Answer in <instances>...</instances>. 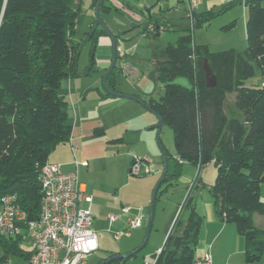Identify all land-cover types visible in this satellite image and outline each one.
<instances>
[{
    "label": "trees",
    "instance_id": "obj_1",
    "mask_svg": "<svg viewBox=\"0 0 264 264\" xmlns=\"http://www.w3.org/2000/svg\"><path fill=\"white\" fill-rule=\"evenodd\" d=\"M75 1L0 0V199L16 196L28 220L39 215L42 167L59 144L69 142L72 133L60 85L78 76L80 44L72 37L82 11ZM106 1L99 7L100 14L111 10ZM97 2L92 0L94 11ZM238 3L246 8L245 50L211 52L207 45H193L191 30H185L175 43L165 46L162 56H154L151 77L162 84L163 93L158 100L150 98L145 103L172 130L178 162L195 167L200 162L213 163L217 174L208 191L214 211L223 222L235 226L243 239L245 263L255 264L264 254V227L254 221L256 215L264 218L260 198L264 185V4L263 0ZM191 12L194 28L208 22L212 14ZM151 22L152 31L141 30L145 36L158 35L160 27L168 29L166 21ZM234 26L232 21L223 28ZM98 27L95 20L90 32L92 55L105 32ZM205 63L215 77L214 87L206 85ZM94 67L92 58L88 71ZM256 73L259 82L247 85ZM177 77L186 78L190 87L174 83ZM105 85L116 91L112 72ZM229 95L241 120L225 113ZM203 186L197 180L189 191L181 208V212L188 211V217L185 221L177 217L165 248L154 254L155 264H193L197 259L203 217L196 209L198 193L193 190ZM22 238H0V262L20 257L28 264L32 250L19 247Z\"/></svg>",
    "mask_w": 264,
    "mask_h": 264
},
{
    "label": "rangeland",
    "instance_id": "obj_2",
    "mask_svg": "<svg viewBox=\"0 0 264 264\" xmlns=\"http://www.w3.org/2000/svg\"><path fill=\"white\" fill-rule=\"evenodd\" d=\"M238 1L201 0V5L193 8L194 13L212 14L208 22L194 28L192 18L186 10L187 4L177 3L176 0H107L105 5H110L111 10L109 13L100 14L106 30L98 24V28L105 32L99 36L93 55L90 32L96 15L91 7L92 0L75 1V5L80 6L82 15L72 37L74 43L80 44L78 76L73 82L77 84L78 93H81L89 109L88 118L94 119V124H89L88 127L90 126L91 131L102 128L99 135L85 132L82 137L85 143L80 152L72 157V167L66 172L77 173L79 183L86 187V194L92 197V202L83 204V207L92 208V227L98 235L99 249L87 258L86 264H99L112 254L123 255L137 250L133 257L122 264H154V254H158L162 248L175 218L197 180L204 185L193 190L198 193L196 205L198 204L199 214L203 217L202 211L213 209V200L208 191V186L213 184L217 174L213 163L203 165L198 170V167L191 164L178 162L172 130L167 125L158 130L156 116L144 105L150 98L158 100L163 93L162 84L155 77H151L154 56H162L165 46L175 43L180 35L186 33L185 30H191L195 45H207L211 52L245 50L246 8ZM159 14H163L164 18H159ZM148 16L161 21L168 20V29L159 31V35L155 37L142 35L141 30L145 28ZM232 21L235 23L234 27L223 28ZM135 26L138 28L131 30ZM113 39L116 41V63L112 74L116 91L128 97L117 101L130 107L122 103L111 107L102 101L105 95L102 81L112 62ZM92 58L95 67L88 71ZM66 80L62 82L60 92L67 97ZM258 82L259 74L256 73L246 84ZM174 83L190 87V82L183 77H177ZM225 113L229 118L242 119L231 95L227 97ZM102 120L109 124L108 130L101 126ZM118 138H122V143ZM133 157L148 160L139 177L129 172ZM75 162L78 163L77 170ZM156 188L158 193L155 197L152 227L146 244L141 248ZM123 208L129 209L128 215L122 213ZM137 212L143 214L144 225L129 230L128 235L117 240L115 236L128 228L127 218L135 216ZM173 213L174 219L169 225L167 221ZM110 217L116 219L111 221ZM187 217L188 211L180 213V220L185 221ZM19 247L29 250L30 238L20 242ZM198 249L197 244L195 255ZM2 255L3 247L0 243V258ZM0 264L26 262L20 257H9Z\"/></svg>",
    "mask_w": 264,
    "mask_h": 264
},
{
    "label": "built area",
    "instance_id": "obj_3",
    "mask_svg": "<svg viewBox=\"0 0 264 264\" xmlns=\"http://www.w3.org/2000/svg\"><path fill=\"white\" fill-rule=\"evenodd\" d=\"M198 2L187 0L190 12ZM162 30L160 27L159 31ZM147 163L146 159L133 157L129 172L134 176L141 175ZM38 180L42 198L36 220L27 219L26 213L16 202V196L5 195L0 199V238L28 233L33 242L28 264H86L87 258L98 250V236L92 227L91 212L83 207V204L92 202L91 196L85 193L77 173H63L55 164H45ZM122 213L128 215L129 209L123 208ZM110 218L111 221L116 219ZM143 220L140 212L128 217V228L115 238L119 240L128 235L129 230L141 227ZM193 264L212 263L209 254H205Z\"/></svg>",
    "mask_w": 264,
    "mask_h": 264
},
{
    "label": "crops",
    "instance_id": "obj_4",
    "mask_svg": "<svg viewBox=\"0 0 264 264\" xmlns=\"http://www.w3.org/2000/svg\"><path fill=\"white\" fill-rule=\"evenodd\" d=\"M176 1L177 3H179L178 0ZM184 3L187 4L188 6L187 0H185ZM115 4L118 5V3L116 2ZM200 5H201V0H199L196 6H200ZM195 7H192V9ZM188 13H189V16L192 15V12L189 11V7H188ZM158 17L163 19L164 15L159 14ZM153 20H156L158 22L161 21V20H157L153 17L148 16L146 18V21H147L146 26L142 30L147 29V28L148 30H151L150 23H152L151 21ZM164 21H166L168 24V20H164ZM138 26H141V25H138ZM138 26L133 27L131 30L138 28ZM141 34L145 36V34H143L142 32ZM158 35L154 33L151 34V36L153 37L158 36ZM62 82H61V85H62ZM61 85H60V88H61ZM65 86H66L67 97L64 93L62 94L65 95V98L68 102V109H67L68 122L72 127V133H71L69 142L64 143V144H59L48 158V163L58 165L60 170L63 173L64 172L66 173L72 167V157H74L76 153L78 154L82 146L84 145L85 141L82 140V137L84 136L85 132H87L88 134H90V132H94V134H97V135L102 133L101 127L93 129L92 131L90 130V126L88 127L89 124L91 125L94 124V119L88 118L89 109L86 107L84 103V99L81 96V93H78L77 84H74L73 79H67L65 82ZM115 90H116V84H115ZM115 92L118 93L117 91ZM118 99H123V98L113 97V96L108 95L105 92V95L103 96L102 101L104 104H108L111 107L120 105V103H122V105L129 106L128 104H123V102L117 101ZM100 124L104 129H107V130L109 129V124L105 120H102ZM124 126H127V124H125ZM117 140H119L120 143H122V138H118ZM76 163L77 162L74 163V166H75V169L77 170L78 163L77 164ZM83 188L86 193V187L83 186ZM260 198L262 201H264V185L261 186L260 188ZM196 207H197L196 208L197 211L200 213L198 209V204L196 205ZM88 209L90 210L91 215H92V208L89 207ZM213 209H207V211L205 212L202 211L203 223H202V226L199 232V238H198V243H197L199 249L197 250L195 257L201 258L203 255L209 254L212 264H246L245 259H244L243 239L237 233L235 226L233 224L223 222V220L216 215ZM148 215L150 217V212ZM92 218L94 219L93 215H92ZM173 219H174V213L173 215H171V217L168 218L167 222L169 225L171 224ZM254 221L258 227H264L263 217L256 215L254 216ZM147 225L148 223H146V226ZM22 236L23 238L22 240H20V242H22L25 238H28V237L30 238L31 248L27 251H31L33 247L32 237L28 235V233L26 232H23ZM20 242H19V245H20ZM98 249H99V246H98ZM109 258L111 257L108 256L107 259ZM263 258H264V255L262 259ZM262 259L260 262L255 263V264H264V260ZM102 262H100L99 264H101ZM149 264H153V263L149 262Z\"/></svg>",
    "mask_w": 264,
    "mask_h": 264
},
{
    "label": "water",
    "instance_id": "obj_5",
    "mask_svg": "<svg viewBox=\"0 0 264 264\" xmlns=\"http://www.w3.org/2000/svg\"><path fill=\"white\" fill-rule=\"evenodd\" d=\"M103 2H104V0H98V2H97V6H96V8H95V15H96V20H97L98 24H99L100 26H102V28H103L104 30H106L104 24L102 23V21H101V19H100V12H99V7H100V5L103 4ZM191 18H192V15H191ZM192 40H193V45H195V42H194L193 36H192ZM112 54H113V56H112V62H111V65H110V67H109V69H108V71H107V74L105 75V77L103 78V81H102V84H103L104 90H105V92H106L108 95H110V96L118 97V98H128L127 96H124V95H121V94H119V93H116V92L110 91V90L106 87V85H105V80H106V78L108 77V75L112 72V70L114 69V67H115V63H116V41H115V39H113V41H112ZM204 71H205V74H206V85H207L208 87H214V86H215V81H216V80H215V77L211 76L210 71H209V68H208V66H207L206 63H205V65H204ZM144 107H145L149 112H151L152 114H154V115L156 116V118H157V120H158L157 128H158V130H160L161 127L163 126V122H162L160 116L157 115V114H155V113H154V112H153V111H152L147 105H144ZM157 139H158V133H157ZM202 166H203V165H202V163L200 162L199 165H198V170H200V169L202 168ZM156 191H157V188H156V190L154 191L153 196H152L151 209H150V218H149V222H148V225H147L146 234H145V237H144V242H143L141 248L146 244L147 239H148V236H149V233H150V231H151L152 221H153V215H154V210H155V197H156ZM180 213H181V210H180L179 214L177 215V217H179ZM177 217H176V219H177ZM176 219H175V220H176ZM174 223H175V221H174ZM174 223H173V225H174ZM173 225H172V228H173ZM172 228H171V230H172ZM171 230H170V233H171ZM170 233L168 234V236H167V238H166V240H165V242H164L162 248L159 250V253L165 248V244H166V242H167V240H168V238H169ZM141 248H139V249H141ZM137 251H138V250H137ZM137 251L132 252V253H128V254H123V255H115V256H113V257H111V258H109V259L103 261L101 264H109V263L114 262V261H116V260H126V259H129V258H131V257H132Z\"/></svg>",
    "mask_w": 264,
    "mask_h": 264
}]
</instances>
